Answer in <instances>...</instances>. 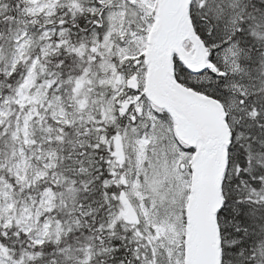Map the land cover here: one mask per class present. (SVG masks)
Segmentation results:
<instances>
[{
    "label": "snow or ice",
    "instance_id": "1",
    "mask_svg": "<svg viewBox=\"0 0 264 264\" xmlns=\"http://www.w3.org/2000/svg\"><path fill=\"white\" fill-rule=\"evenodd\" d=\"M0 264H264V0H0Z\"/></svg>",
    "mask_w": 264,
    "mask_h": 264
}]
</instances>
